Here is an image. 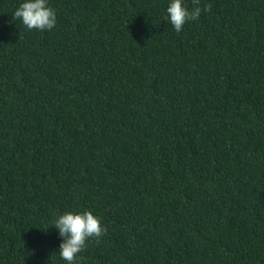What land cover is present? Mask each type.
Instances as JSON below:
<instances>
[{"label": "trees", "instance_id": "16d2710c", "mask_svg": "<svg viewBox=\"0 0 264 264\" xmlns=\"http://www.w3.org/2000/svg\"><path fill=\"white\" fill-rule=\"evenodd\" d=\"M0 0V264H264V0ZM191 11L193 0H183ZM208 5L211 10L206 11Z\"/></svg>", "mask_w": 264, "mask_h": 264}, {"label": "clouds", "instance_id": "9594fccd", "mask_svg": "<svg viewBox=\"0 0 264 264\" xmlns=\"http://www.w3.org/2000/svg\"><path fill=\"white\" fill-rule=\"evenodd\" d=\"M198 4L199 0H193L194 8L189 11L183 0H171L166 19L179 33L186 22L199 18L201 9L195 6ZM205 10L210 11L211 5ZM14 18L21 20L29 30H51L56 24V12L48 6L47 0H24L16 9ZM52 226L58 229L59 236L63 238L58 253L67 264H74L77 254L85 249L89 238L99 239L107 232L91 211L79 214L65 212L56 217Z\"/></svg>", "mask_w": 264, "mask_h": 264}]
</instances>
